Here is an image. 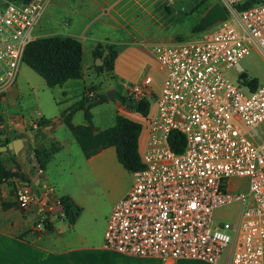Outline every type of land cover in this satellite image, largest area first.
<instances>
[{
    "label": "built area",
    "instance_id": "obj_1",
    "mask_svg": "<svg viewBox=\"0 0 264 264\" xmlns=\"http://www.w3.org/2000/svg\"><path fill=\"white\" fill-rule=\"evenodd\" d=\"M51 1L0 0L1 99L15 86L25 47L38 37ZM217 2L228 18L210 34L152 46L164 79L144 125L143 166L132 171L130 188L107 218V250L209 264L224 258V264H264V138L256 135L264 124V82L252 90L241 86L237 79L244 69L236 68L252 52L264 60V0ZM230 68L238 73L235 83L224 75ZM150 80L145 77L143 85ZM143 85L134 84L130 96L147 97ZM0 130L21 134L2 121ZM172 131L185 137L180 153L170 147ZM15 195L21 209L39 203L35 227L42 230L51 204L27 185L20 184ZM227 205L237 206L235 219L216 221L214 211Z\"/></svg>",
    "mask_w": 264,
    "mask_h": 264
},
{
    "label": "crops",
    "instance_id": "obj_2",
    "mask_svg": "<svg viewBox=\"0 0 264 264\" xmlns=\"http://www.w3.org/2000/svg\"><path fill=\"white\" fill-rule=\"evenodd\" d=\"M52 2L62 19L58 31L49 35L72 37L81 43L82 48L81 77L53 86L59 87L61 97L66 102L64 109L80 99L85 100V106H88L87 102L92 100V96L101 94V87L87 92L86 89L103 80L113 83L106 89L112 88L117 94L119 89L122 95L129 96L130 88L134 84L143 85L144 78L149 76L150 82L143 85L145 92L157 96L162 87L164 71L159 67L151 49L157 43L169 44L180 38L176 34L166 33L173 15V0ZM97 44L102 46L103 57L109 50L114 51L112 70L97 73L96 58L92 53ZM150 61L155 64H149ZM145 68L147 71L141 77ZM160 72L163 73L162 78L158 82L154 81L155 74ZM21 94L22 87L16 81L12 90L0 101L2 122L21 131L20 135L11 133L12 140L19 137L23 139V143L15 145L13 152H0V160L5 169L10 171L16 170L18 165L20 172L27 177L26 181L10 177L0 183V264H84L85 257L89 259L92 254L107 251L104 247L92 248L87 245L84 236L89 232V225L96 224L99 225L103 240L108 215L130 188L132 172L119 162L114 146L105 147L85 157L71 132V137H58L57 130L65 124L61 116H55V121L50 122L38 113L40 120L44 118L49 122L41 126L42 134L39 136L35 135L37 130L28 133L20 105ZM90 104H94L90 112L96 130L112 126L117 114L144 124V116L126 108L116 98ZM71 122L74 125L87 124L83 109L72 115ZM146 134L147 130L143 126L138 138L139 151L144 147ZM74 141L77 146H74ZM52 143L59 144L60 149L52 155L46 169L39 172L31 151L34 147H49ZM20 184L27 185L37 199L47 200L51 204L52 211L48 214L50 229L44 227L37 230L35 227L39 217V203L36 200L24 209L19 208L15 192ZM63 196L69 197L80 208L73 225H69L65 219L61 205L54 202ZM224 261L225 258L221 264Z\"/></svg>",
    "mask_w": 264,
    "mask_h": 264
},
{
    "label": "trees",
    "instance_id": "obj_3",
    "mask_svg": "<svg viewBox=\"0 0 264 264\" xmlns=\"http://www.w3.org/2000/svg\"><path fill=\"white\" fill-rule=\"evenodd\" d=\"M249 4L250 3L247 2L238 7L239 9H243ZM208 27L209 26L202 23H197L191 28V31L192 33H200ZM92 53L94 58L103 59L102 64L95 65L97 72L103 70L110 71L113 69L114 52H111L109 57H103L102 46L101 44H97ZM81 61V43L72 37L62 35L37 37L26 45L23 54V63L41 76L48 87L62 85L69 79L80 78ZM237 82L241 86H247L251 90L255 89L259 84L256 78L249 76L245 71L239 74ZM90 89L92 90V88ZM115 98L126 108L144 116V124L142 125L140 122L122 114H117L115 123L112 126L96 130L92 124V114L90 112V107L94 104L85 106L86 101L83 99L74 102L64 111V113H67L63 115V121L74 136L85 157H90L105 147L114 146L119 162L125 169L132 172L143 166L140 151L138 149V138L143 126L146 124L148 116L152 113V106L147 97L135 100L130 95L125 96L118 93ZM90 99L97 100L95 104H99L105 102L107 97L104 94H95ZM128 99L135 102L136 105H126L125 102ZM79 109H83L87 124H72V115ZM0 121H2L1 116ZM48 122L47 119L41 118V120H39V127L36 130H40L41 126L46 125ZM11 140L10 134L0 130V146L6 145ZM169 144L174 152L180 153L185 146L184 135L178 131H172L169 135ZM59 148L60 145L57 143H52L49 147H34L31 154L37 163V168L44 171L52 155L57 152ZM10 177H17L20 181L27 180L25 173L20 172L18 165L16 166V170L10 171L5 169L0 160V183ZM60 203L65 219L69 225H73L79 214L80 208L67 196L61 197ZM3 207H6V204H3ZM44 227L50 229V222L46 220L44 222Z\"/></svg>",
    "mask_w": 264,
    "mask_h": 264
},
{
    "label": "rangeland",
    "instance_id": "obj_4",
    "mask_svg": "<svg viewBox=\"0 0 264 264\" xmlns=\"http://www.w3.org/2000/svg\"><path fill=\"white\" fill-rule=\"evenodd\" d=\"M54 1V0H53ZM214 0H173L172 19L168 23L166 28V33L176 34L179 39H187L194 36L191 28L200 23L201 18L205 14L206 10L214 4ZM176 12V13H175ZM175 13V14H174ZM62 19V15L57 14V8L53 6V2L49 4L47 11L42 18L39 26L38 32L36 34L38 37H43L49 35L53 31H58L59 23ZM156 24V23H155ZM215 28V24L209 26L205 31L206 34H210ZM114 52L109 50L106 54L107 57ZM86 55V54H85ZM86 57V56H85ZM103 63V62H102ZM246 73L257 79L259 83L264 82V60L257 53L252 52L240 61ZM149 64H155L150 61ZM109 71V70H107ZM147 69H143L141 72V77H144ZM99 73V72H97ZM103 73V72H102ZM101 73V74H102ZM99 75V74H98ZM224 75L232 82H236L238 73L235 68H230L225 71ZM163 76V73L155 74L154 81L158 82ZM17 83L22 87V94L20 96V105L22 106V114L26 121V130L28 133L32 134L30 124L39 119V114L45 116L50 122H54V117H63L64 109L66 105L65 101L61 97L59 92V87L50 88L46 85L44 79L39 76L35 71H33L29 66L21 63L19 72L17 75ZM112 82L102 81L95 82L90 85L86 92L92 90L96 87H101V94L106 95L107 90ZM113 84V83H112ZM140 85V84H139ZM118 93L121 94L118 89ZM147 98L152 102L154 100L153 96L149 94L146 95ZM70 107V106H69ZM64 109V110H63ZM60 119V118H58ZM56 125V124H55ZM57 135L60 138L71 137L70 131L67 129L65 124H62L57 130ZM257 137L264 138V124L259 127L256 132ZM42 134V130L36 132V136ZM74 146L76 142L74 141ZM60 149V148H59ZM12 165V162H10ZM32 185V183H31ZM237 206L227 205L220 207L214 211V218L216 221H233L236 217ZM83 235V234H82ZM86 244L90 245L92 248L103 247V240L101 241V233L99 230V225L90 224L89 232L85 233ZM107 250V249H105ZM222 262V261H221ZM221 262L219 264H221ZM84 264H209L203 261L188 259V258H176V259H163L158 257H133L125 254H119L107 250L105 253L99 252L92 254L88 259L85 257Z\"/></svg>",
    "mask_w": 264,
    "mask_h": 264
},
{
    "label": "water",
    "instance_id": "obj_5",
    "mask_svg": "<svg viewBox=\"0 0 264 264\" xmlns=\"http://www.w3.org/2000/svg\"><path fill=\"white\" fill-rule=\"evenodd\" d=\"M227 18H228V14H227L225 8L219 2H215L206 10L205 14L203 15V17L200 20V23H202L206 26H211V25H214L218 22L226 21ZM101 63H102L101 59L96 58L95 65H100ZM236 68L240 71L243 70L241 64H237ZM116 96H117L116 90H114V89L107 90L106 97L108 100H112ZM96 102H97V100L94 99V100L87 102V105H89L90 103H96ZM125 104L126 105H132V106L136 105V103L130 99L126 100ZM17 143H23V139L19 137V138H16V139L10 141L6 145L0 146V152L7 151V150L13 152V150L16 148L15 145Z\"/></svg>",
    "mask_w": 264,
    "mask_h": 264
}]
</instances>
